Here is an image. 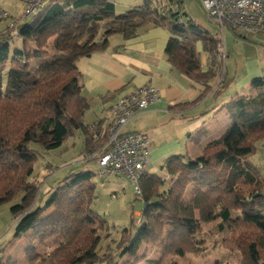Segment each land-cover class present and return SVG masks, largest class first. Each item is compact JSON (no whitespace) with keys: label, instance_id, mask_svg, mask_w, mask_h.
I'll list each match as a JSON object with an SVG mask.
<instances>
[{"label":"trees","instance_id":"1","mask_svg":"<svg viewBox=\"0 0 264 264\" xmlns=\"http://www.w3.org/2000/svg\"><path fill=\"white\" fill-rule=\"evenodd\" d=\"M164 1L171 3L166 12L159 8L160 0H142L117 16L107 1L48 0L30 21L0 32V201L20 197L10 208L13 240L29 235L24 250L28 264H157L147 259V250L183 257L195 249L197 229L217 220L225 235L223 247L238 255V264H264V178L250 161L256 144L264 140V92L228 102L230 125L200 155H172L162 174L147 171L142 176L138 197L143 207L131 220L132 231L121 232L114 251L109 245L103 256L96 251L99 234L109 224L92 209L96 187L91 172L65 177L40 206L34 200L41 186L32 182L38 154L31 144L52 151L80 132L87 162L96 160L94 153L106 143L107 128L101 130L99 122L84 124L88 104L81 97L82 75L75 60L106 49L109 35L128 40L148 25L170 33L166 52L172 68L204 86L194 102L171 111L194 107L208 93L218 98L227 89L225 73L214 90L208 84L219 77L226 58L220 57L222 39L187 20L180 1ZM67 19L84 28L103 23L106 30L98 40L88 33L82 38L76 30L66 34ZM198 42L208 57L204 72L195 50ZM251 86L264 90V76L253 79ZM205 132L200 130L195 139ZM34 243H51L52 248L42 256ZM119 257L125 260L117 263Z\"/></svg>","mask_w":264,"mask_h":264},{"label":"crops","instance_id":"2","mask_svg":"<svg viewBox=\"0 0 264 264\" xmlns=\"http://www.w3.org/2000/svg\"><path fill=\"white\" fill-rule=\"evenodd\" d=\"M106 1L114 5L115 14L119 9L124 10L123 14L142 3V0H99L100 4ZM107 39L106 49L75 60L76 69L82 75L81 97L88 104L83 121L87 117L90 122L84 124L90 126L99 122L101 130H105L111 109L121 97L132 94L141 86H153L159 91L160 101L136 116L124 131L143 134L148 140L151 158L157 163L172 155L189 158L199 155L208 141L220 137L230 125L225 105L236 96L257 92L251 81L264 76L262 63L254 62L246 78L237 84L238 92L233 89L235 96L224 95L227 89L218 98L208 93L194 107L171 111L170 107L194 102L204 93V86L172 68L166 52L172 40L170 33L148 25L131 39L124 40L119 34L109 35ZM195 50L204 72L208 69L207 54L199 42L195 44ZM213 70L216 72L217 68ZM219 82L216 76L208 84L214 90ZM203 129L205 135L200 140L195 139V134Z\"/></svg>","mask_w":264,"mask_h":264},{"label":"rangeland","instance_id":"3","mask_svg":"<svg viewBox=\"0 0 264 264\" xmlns=\"http://www.w3.org/2000/svg\"><path fill=\"white\" fill-rule=\"evenodd\" d=\"M178 1L181 2V5H179L180 13L186 14L185 18L187 20H190L209 34L213 36L217 35L222 39V48L226 58L222 61V66L218 68L219 79L223 73L226 74L225 83L227 90L224 95L235 96L233 89L235 88L236 92H238L237 84L246 78L248 69L252 67L251 64L260 61L264 67V34L242 35L226 30L223 35L217 25L208 21L198 0ZM45 4L46 2L43 6ZM170 4L164 0H160L159 5L161 7L159 6V8H163L164 11L168 10ZM173 7L176 8L177 6ZM0 8L12 17H18L22 10L21 4L15 0H0ZM123 11L119 9L116 15L119 16ZM30 20L31 18H28L23 22ZM10 22L11 20L0 21V32H4ZM66 22L68 24L66 34H71L76 30L82 33V38H85L88 33V35L92 36L91 38L98 40L104 30H106V26L103 23L84 28L70 19H67ZM15 43V45H18L19 40ZM222 56L220 52V57ZM258 92H264V90H257V92L248 96H255ZM84 122L89 123L90 120L86 117ZM30 147L38 154L32 178V182L41 186L40 194L38 191L34 199L35 201L38 199V206L43 204L48 197V193L65 177L82 171H88L94 175L92 182L95 184L96 189L94 194L95 199L91 206L109 224V229L99 234L96 251L99 256H103L106 253L108 245L114 251L115 246L120 241L121 232L123 230L132 231L131 220L139 215L143 207L139 197L134 194L131 182L122 176L99 179L96 176L97 161H83L85 158L88 160L89 157L85 155L83 138L80 132H74L64 140L59 148L52 151H44L36 144H31ZM250 161L259 168L261 176L264 178V140L256 144V154L250 157ZM163 164L164 161L157 163L151 160L148 172L162 174L160 167ZM19 202L20 197L0 201V260H2L3 264L10 262L12 264H28L24 257V250L30 244L29 235L13 240L15 221L11 215L10 208ZM218 223L219 221L217 220L207 225H201L195 234L197 241L195 249L186 253L183 257L174 255L160 256L158 251L151 248L147 250V259L157 262V264H238V255L231 253L223 247L222 240L225 238V235L218 231ZM33 246L42 256L47 254L52 248L51 243H45L42 246L34 243ZM116 260L117 263H122L125 258L119 257ZM140 264L150 263L145 261Z\"/></svg>","mask_w":264,"mask_h":264},{"label":"built area","instance_id":"4","mask_svg":"<svg viewBox=\"0 0 264 264\" xmlns=\"http://www.w3.org/2000/svg\"><path fill=\"white\" fill-rule=\"evenodd\" d=\"M21 4L18 17H12L0 8V21L11 20L14 28L38 13L48 0H15ZM211 23L225 31L242 35L264 34V0H198ZM12 35L17 37L14 29ZM220 52L224 56L221 47ZM160 101L159 91L151 85L139 87L132 94L121 97L111 109L106 132V143L94 153L97 161L96 176L99 179L125 177L140 195V180L149 171L151 155L147 138L139 132H125V126L136 116ZM93 127V126H92ZM96 139V135H94Z\"/></svg>","mask_w":264,"mask_h":264}]
</instances>
